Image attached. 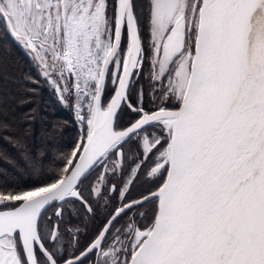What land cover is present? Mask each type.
Here are the masks:
<instances>
[{
	"label": "snow or ice",
	"instance_id": "snow-or-ice-1",
	"mask_svg": "<svg viewBox=\"0 0 264 264\" xmlns=\"http://www.w3.org/2000/svg\"><path fill=\"white\" fill-rule=\"evenodd\" d=\"M0 32L78 129L0 174V264H264V0H0Z\"/></svg>",
	"mask_w": 264,
	"mask_h": 264
},
{
	"label": "trees",
	"instance_id": "trees-1",
	"mask_svg": "<svg viewBox=\"0 0 264 264\" xmlns=\"http://www.w3.org/2000/svg\"><path fill=\"white\" fill-rule=\"evenodd\" d=\"M29 65L24 50L0 32V119L7 118L17 126L12 134L18 135L22 144L18 147L0 133V174L7 170L15 177L27 176L29 156H55L78 130L71 113L47 90L29 93V98L20 103L21 82ZM5 154L9 160L4 158Z\"/></svg>",
	"mask_w": 264,
	"mask_h": 264
}]
</instances>
